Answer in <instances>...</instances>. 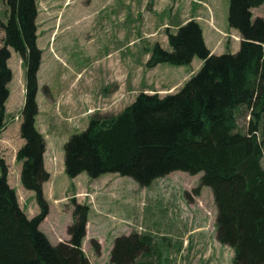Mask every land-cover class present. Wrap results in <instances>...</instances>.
Here are the masks:
<instances>
[{
    "label": "trees",
    "instance_id": "obj_1",
    "mask_svg": "<svg viewBox=\"0 0 264 264\" xmlns=\"http://www.w3.org/2000/svg\"><path fill=\"white\" fill-rule=\"evenodd\" d=\"M1 3L0 134L6 129L12 50L25 67L23 145L15 159L21 163L20 183L34 193L39 212L28 218L20 208L0 158V264H91L82 249L89 206L72 199L67 242L52 245L39 229L49 213L43 184L50 175L44 168L45 140L36 128L41 64L36 0ZM263 5L264 0H229L227 23L241 37L235 54L212 55L194 20L168 33L170 50L153 46L145 67L187 66L197 58L200 70L174 94L140 92L120 114L91 117L85 130L63 146L65 175L97 179L117 174L147 187L173 172L201 173L200 186L210 188L216 208L217 241L233 251V264H264V19L252 14ZM241 110L249 118L245 131L238 126ZM150 243L145 235L116 238L110 263L147 264Z\"/></svg>",
    "mask_w": 264,
    "mask_h": 264
},
{
    "label": "rangeland",
    "instance_id": "obj_2",
    "mask_svg": "<svg viewBox=\"0 0 264 264\" xmlns=\"http://www.w3.org/2000/svg\"><path fill=\"white\" fill-rule=\"evenodd\" d=\"M210 5L219 17L223 12L227 17L229 0H36L37 47L41 51L36 128L47 143V159L54 173L52 184L57 197L62 198L60 203L46 201L50 213L43 229L52 236L51 229L56 225V232L65 237L72 199L89 206L82 249L91 264H111L115 239L131 234L151 239L145 255L147 264H233V251L217 241L216 208L210 188L200 186L201 173L191 176L173 172L147 187L117 174L91 179L82 173L74 180L64 173L63 146L71 135L85 130L91 117H114L140 92L157 93L180 80H189L200 70L197 58L191 66L160 64L152 71L145 64L156 44L170 50L168 33H175L184 21L199 19L192 13L193 6L199 7L202 19L212 12ZM162 9L165 12L160 16ZM4 11L0 0V22L5 20ZM252 14L253 18L264 19V5ZM2 39L0 28V46ZM239 41L238 36H228L217 44L224 54H233L237 50L234 43ZM10 52L12 80L5 115L8 127L0 134V158L14 179L16 152L23 144L18 125L24 103L25 67L19 55ZM107 85L117 89L110 99L101 92ZM248 120L241 110V130H246ZM260 137L264 140V134ZM28 199L37 215L34 194Z\"/></svg>",
    "mask_w": 264,
    "mask_h": 264
},
{
    "label": "crops",
    "instance_id": "obj_3",
    "mask_svg": "<svg viewBox=\"0 0 264 264\" xmlns=\"http://www.w3.org/2000/svg\"><path fill=\"white\" fill-rule=\"evenodd\" d=\"M205 5H207V4H205ZM210 6H211L210 8L212 9V12L210 13V15H208L209 16L208 18L203 17L204 19L203 18L201 19V15L200 14H202V13H201V10L199 9L198 6H193L192 13L196 14L199 17V19L197 18L195 21L200 25V27L202 29L204 42H205L208 50L210 51V53L212 55H222V54L225 53V51H223V48H221V45L217 44L218 42H220V41L223 42V40L226 39V37H228V36L229 37L238 36L240 38V41H241V37H240L239 33L236 30H233V29L229 28L228 23H227V17H226V14H225L226 12H223L220 15V17H219L216 14V12H215V8L212 5H210ZM253 10L254 9H252V12H253ZM164 12H165V10L162 9V11L160 12L159 15L162 16V14ZM227 15H228V13H227ZM218 17H219V20H218ZM185 22H187V21H184L180 25L184 24ZM240 41L238 43H234V45H235L237 50L235 52H233V54L238 51L239 46H240ZM194 62H195V58L192 60L191 64H193ZM191 64H189L187 66H191ZM158 66L159 65H157L156 67H158ZM197 66L201 68L202 61L199 60L198 63H197ZM156 67H154V68H152L150 70L152 71ZM185 79H189V78L186 77ZM186 81L187 80H180V81H178L176 83L171 84L170 87H168V88L166 86V89H160L162 91H158L157 93L161 97H163V96H165L167 94H174L183 86V84ZM116 91H117L116 87H114L112 85L104 86L101 89V92L104 95V97L107 96V98L109 97V99L112 98L113 96H115V92ZM128 93L130 94V92H128ZM146 93L152 94V93H149V92H146ZM23 94H24V90H23ZM135 97H132V98L130 97L131 101L129 100L130 102L127 104V106L130 105L134 101ZM126 98H128V96ZM5 108L7 110V103L5 104ZM38 118H39V115L36 118V122L38 121ZM18 126H20V122H19ZM7 127L8 126L6 124V129H7ZM6 129L2 133H4L6 131ZM22 145L23 144H20L19 148ZM50 166H51V162H50L49 159H47V143H45L44 168L49 173L50 178H49V180L46 183L43 184V193H44V197H45V199H46V201L48 203H50V199H51V201H53L55 203H60L62 198H61V196L57 197V194L55 193V188H54V185L52 184V177H53L54 173L50 169ZM60 169L62 171V167ZM20 171H21V163L17 162V167H16L17 174H16V177H14V179H12V177H11L12 172H11V170L9 168L8 184H9V186L11 188H13L15 190L20 208L24 211V213L27 215L28 218H31V217H34L36 215V212L28 204V200H29L28 198H30L31 193H33V192L25 190L22 187V185L20 183ZM78 177L74 178V180L77 179ZM50 184H51V186H49L48 193L46 194V186L50 185ZM27 194H28V197H27ZM66 195H67V192H65L63 197H65ZM28 211H30V213H32L33 215L29 216ZM38 212H39V208H38ZM38 212H37V214H38ZM49 213H50V209H49ZM48 217H49V214L46 217V219L40 224L39 229H40V231L43 234H45V236L48 238L50 243L52 245H57L60 242H63L64 240L65 241L69 240L68 235L63 237V236L60 235L59 231L56 232V229H57L56 225L53 226L52 229L49 228L53 232L52 236H50L48 233L45 232L43 227H44V224L46 223V221L48 220ZM71 223H72V213H71V221L67 225V228H68V226H70Z\"/></svg>",
    "mask_w": 264,
    "mask_h": 264
}]
</instances>
